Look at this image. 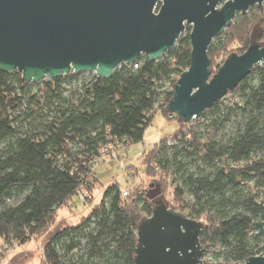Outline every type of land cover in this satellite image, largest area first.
Instances as JSON below:
<instances>
[{"label": "trees", "instance_id": "1", "mask_svg": "<svg viewBox=\"0 0 264 264\" xmlns=\"http://www.w3.org/2000/svg\"><path fill=\"white\" fill-rule=\"evenodd\" d=\"M256 27L264 43V9L253 7L246 15L235 16L207 51L212 75L224 59L248 49ZM188 35L155 62L142 56L137 69L121 65L110 80L93 78L83 84L82 76L75 75L26 84L21 74L0 71L2 243L22 246L42 237L57 211L67 207L80 189L92 193L90 168L100 148L141 143L157 103L162 102L163 117L172 120L166 106L178 78L190 66ZM165 81L170 90L161 91ZM66 86L72 88L67 91ZM231 96L242 98L243 106L229 103L223 108L228 113L225 119L213 120L199 133L194 123L220 116L221 102ZM227 97L188 129H182L184 123L175 116L178 131L148 152L144 166L149 177L155 176V168L161 172L162 185L172 186L173 176L180 172L182 185L172 188V210L203 224L199 242L206 257L211 255L218 264H241L262 253L263 241L251 227L264 222V63ZM234 114L243 124L221 144L216 136ZM180 157L188 158L196 171H186ZM171 166L176 171L171 172ZM122 193L118 185L110 186L76 226L53 235L43 248V262L62 264L58 246L69 241L65 248L71 252L78 247L74 237L85 234L90 256L99 254L112 264H134L137 227L151 216L153 202L149 196L123 198Z\"/></svg>", "mask_w": 264, "mask_h": 264}, {"label": "water", "instance_id": "2", "mask_svg": "<svg viewBox=\"0 0 264 264\" xmlns=\"http://www.w3.org/2000/svg\"><path fill=\"white\" fill-rule=\"evenodd\" d=\"M264 0H0V71L19 73L26 84L71 72L110 80L117 67L145 56L160 59L186 27L190 66L178 78L166 106L183 123L202 117L264 63V43H252L209 70L207 51L236 15L263 8ZM139 223L134 264H205L200 222L153 201ZM252 232L264 239V222ZM264 250V245L261 248ZM241 264H264V256Z\"/></svg>", "mask_w": 264, "mask_h": 264}, {"label": "rangeland", "instance_id": "3", "mask_svg": "<svg viewBox=\"0 0 264 264\" xmlns=\"http://www.w3.org/2000/svg\"><path fill=\"white\" fill-rule=\"evenodd\" d=\"M262 9H264V3ZM190 31L191 28L186 27L185 32L181 37H185L187 34H190ZM259 35V28L256 27L251 35V43L262 44L259 41ZM234 48L235 47H232V49ZM225 60L226 59H224V61ZM118 68L119 67L116 69ZM217 71L218 69L215 73ZM90 77L91 75L87 76V78ZM173 79L174 78L172 77L171 80ZM43 81L47 82L49 79H45ZM160 85L162 87L161 91L170 90V82L165 81ZM35 90L36 87L33 88L32 91L34 92ZM229 103L242 107L244 100L238 96L227 97V99L223 100L220 105L223 113L216 117L206 116L199 120V122L194 123L197 131L199 133H204L203 128L215 119L218 120V123L223 121L225 116L228 115L223 108L229 105ZM161 104L162 102L156 104L153 111L151 125L146 129L142 142L132 145L127 149V151H122L120 148H116L115 158H105V160L95 166L94 171L92 172L93 179L91 180V183L94 185L92 193H88L86 191L87 197L84 200H80L75 197L67 207L59 209L56 213L54 224L45 235L38 239L31 240L29 243L22 246H19L16 243L6 245L0 240V264H45L43 262V248L47 241L62 229L76 226L83 217H86L93 210V208L100 203L106 189L115 184L120 187L121 191H128L129 196H132L133 194L145 195L147 197L149 196L151 202L161 199L168 208L172 209V188L175 186L181 187L182 185V176L180 172L176 175V177L173 176L174 184L172 186L169 184H163V186L162 183L164 182L161 177V172L155 169V176L149 177L146 174L144 166V161L148 152L151 151L161 140L169 139L178 131L179 124L175 120V116L171 115V117H173L172 120L163 117L160 108ZM192 122L184 123V127L182 129H188V127L193 124ZM242 124L243 120L239 117V115H231L229 117V122L225 124L221 131L217 134L216 140L221 144H225L230 138L235 136L237 127ZM170 153L169 155H171ZM178 162H180L189 173L196 171L197 166L191 165L188 158L180 157ZM169 170L171 172L176 171L175 166H171ZM206 171L207 170L202 172L205 174L209 172ZM152 206L154 208L153 203ZM92 229L93 226L86 230V233L91 232ZM252 234L254 233L252 232ZM262 241L263 246L264 239H262ZM74 242L78 243V247L71 252H67L65 248L69 241H66L64 245L58 246L57 251L62 258V264L113 263L109 258L100 256L99 254L92 256L89 255L85 234L75 236ZM257 256H264V250H262V253ZM204 263L218 264L220 262L213 260L212 256L209 255L204 257Z\"/></svg>", "mask_w": 264, "mask_h": 264}, {"label": "built area", "instance_id": "4", "mask_svg": "<svg viewBox=\"0 0 264 264\" xmlns=\"http://www.w3.org/2000/svg\"><path fill=\"white\" fill-rule=\"evenodd\" d=\"M139 63H138V60L135 61L134 63L130 64V65H125V66H132L133 69H137L139 67ZM120 67V66H119ZM75 75H81L82 76V79L84 80V83L83 84H87L89 83L93 78H97L94 74H90V73H81V74H75L73 72H71L70 74L68 75H65V76H62V77H68V76H75ZM91 75L90 78H87V76ZM98 79V78H97ZM50 80V79H49ZM81 84V83H80ZM77 85V87H80L81 85ZM74 88L77 89V87L74 85L73 86ZM72 87L70 86H66V89L67 91H69ZM223 100V99H222ZM221 100V101H222ZM188 138V136H187ZM132 144H120L119 146L117 147H112L111 144H107V145H104L100 148L99 150V156L96 157L94 160H93V163L91 165V168H90V172L92 173L94 171V168L95 166H97L101 161L105 160V158H109V159H112V158H115V150L116 148H120L122 151H127V149L129 147H131ZM219 167H223L225 168L224 166L222 165H218ZM235 167V165H232V168ZM156 170H158L157 168H155ZM159 171V170H158ZM160 172V171H159ZM122 196L123 198H127L129 196V192L128 191H125L122 193ZM87 197V192L86 190H84L83 188L80 189L77 194H76V198L80 199V200H84L85 198Z\"/></svg>", "mask_w": 264, "mask_h": 264}]
</instances>
